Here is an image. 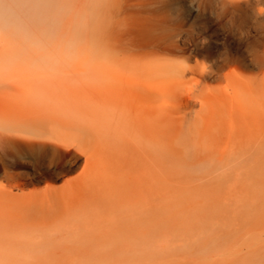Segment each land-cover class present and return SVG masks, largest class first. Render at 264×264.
Returning <instances> with one entry per match:
<instances>
[{"label":"rangeland","instance_id":"1","mask_svg":"<svg viewBox=\"0 0 264 264\" xmlns=\"http://www.w3.org/2000/svg\"><path fill=\"white\" fill-rule=\"evenodd\" d=\"M258 6L0 0V264H264Z\"/></svg>","mask_w":264,"mask_h":264},{"label":"clouds","instance_id":"2","mask_svg":"<svg viewBox=\"0 0 264 264\" xmlns=\"http://www.w3.org/2000/svg\"><path fill=\"white\" fill-rule=\"evenodd\" d=\"M240 2H241V0H221L222 4H236V3H240ZM256 12H257L258 15H264V6H258L257 9H256ZM203 65L205 66L204 71H206L207 70V65H205V64H203ZM177 67H178V69H180L182 71V75H183L184 71L189 69L190 65L187 64L184 61V59L177 58Z\"/></svg>","mask_w":264,"mask_h":264},{"label":"bare ground","instance_id":"3","mask_svg":"<svg viewBox=\"0 0 264 264\" xmlns=\"http://www.w3.org/2000/svg\"><path fill=\"white\" fill-rule=\"evenodd\" d=\"M9 10V9H8Z\"/></svg>","mask_w":264,"mask_h":264}]
</instances>
